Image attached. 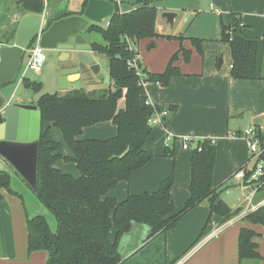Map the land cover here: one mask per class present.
Masks as SVG:
<instances>
[{
    "label": "crops",
    "instance_id": "1",
    "mask_svg": "<svg viewBox=\"0 0 264 264\" xmlns=\"http://www.w3.org/2000/svg\"><path fill=\"white\" fill-rule=\"evenodd\" d=\"M11 0H0V5H6ZM80 8H71L73 16H82L85 0ZM117 2L122 13L130 12L140 7L142 2L149 1L158 9L156 31L162 36H172L174 39L154 38L141 40L136 49L138 59L149 73L160 74L167 69L172 57L179 53L181 47L190 52L185 58L179 54L175 65L180 75L173 76L168 85L161 86L148 83L146 93L148 101L156 107L170 111L165 127H153V132L145 148L154 154L153 159L142 169L133 173L130 181H121L112 189L107 197L123 202L130 194L143 192L155 193L160 183L175 175V185L172 198L177 211H181L190 199V184L192 180V150H184L181 138L191 135L196 141L213 140L216 145V163L212 178L214 188L220 193V200L232 210L240 209V213L228 221L211 214L208 200L185 214L177 226L146 243L148 228L135 226L132 232L125 235L120 243L124 256L123 264H264V227L244 221L248 214L244 206V193L241 189V199L230 203V195L225 194L224 186L232 182L235 173L244 167L249 159L247 143L242 138H231L233 133L256 128L264 136V0H107ZM15 14L3 28L8 32L18 24L14 39L6 44L7 36L0 40V79L4 85H23V75L27 77V64L23 68L25 57L30 48L37 44V39L45 32L50 17L48 7L43 14H26L19 12L15 0ZM51 11V10H50ZM61 12V11H58ZM67 12V10L65 11ZM166 12L177 16L171 25L162 15ZM236 14L244 25V36L258 43L257 79L238 80L232 76L233 58L231 47L222 41L223 28L231 26ZM18 17L17 20H14ZM71 17V16H70ZM109 19L106 20L107 27ZM37 35V36H36ZM101 36V35H100ZM87 43L106 45L94 37L88 30L84 34ZM184 40L181 41L179 38ZM192 40H199L194 43ZM153 45V46H152ZM144 46V47H143ZM200 46V48L198 47ZM58 57L60 53H57ZM96 63L110 83L98 81L92 74L86 72L81 76V87L86 91L105 90L112 83L109 66L103 72L101 58L103 55L94 53ZM71 63L52 61L46 71L35 74V80L45 79L48 75L58 84L59 71L72 67ZM57 70V71H56ZM55 71L57 72L55 75ZM66 94L76 88L74 77L69 78ZM36 106L37 100L21 98L14 100ZM122 101L125 102L124 99ZM125 103L120 102L119 108ZM49 124L43 125V131ZM48 138L62 145L61 154L73 157L64 136L53 131ZM168 133L176 138L172 149L175 157H164V141ZM118 134V127L112 122H104L87 127L80 139L105 140ZM63 138V139H62ZM64 147V148H63ZM196 143L192 144V148ZM56 167L62 172L78 178L80 172L77 165H68L61 159ZM0 171L12 174L13 189L23 196V200L2 190L0 201V264H47L49 254L39 250L29 252L28 248V217L45 216L48 211L38 202L32 191L18 177L9 165L0 158ZM238 184V182H237ZM239 186V185H238ZM226 193V192H225ZM229 197V198H228ZM259 195L256 197L258 200ZM255 201V203H256ZM242 228L255 231L258 237L261 261H240L239 243ZM219 232L211 236L215 230ZM201 237V239H200ZM116 238V229L110 233L111 241ZM200 239V240H199Z\"/></svg>",
    "mask_w": 264,
    "mask_h": 264
},
{
    "label": "trees",
    "instance_id": "2",
    "mask_svg": "<svg viewBox=\"0 0 264 264\" xmlns=\"http://www.w3.org/2000/svg\"><path fill=\"white\" fill-rule=\"evenodd\" d=\"M89 1H84L81 15ZM114 4L116 12L107 27L92 24L89 28V32L100 34L106 42V45L94 43L92 46L95 53L108 59L112 80L109 87L93 91L79 88L63 96L44 94L36 101L43 123L49 126L43 131L40 141L37 187H27L55 218L56 227L52 228L45 216L28 217V248L30 253L47 251V264H123L120 243L135 226L148 228L145 241L148 243L175 228L185 214L206 200L210 202L211 214L223 217L224 222L240 213L239 208L232 210L220 200V193L213 186L216 145L212 140H199L192 148L191 196L181 211L176 210L172 198L175 175L164 179L158 191L152 194H130L123 202L107 197L119 182L130 181L133 173L145 167L154 157L145 146L153 132L149 119L155 108L147 105V93L141 82L168 85L173 76L180 75L175 65L179 54L190 57V52L181 47L165 72L160 74L149 73L138 60L140 71L145 75L140 77L129 63L139 54L130 47L136 48L145 39L174 38L157 33L158 9L151 2L144 1L140 7L125 13L120 11L117 2L114 1ZM17 6L23 15L43 14L46 10L45 0H17ZM74 14L58 13L48 20L45 31L55 21ZM17 27L18 24L14 25L7 33L6 44L14 39ZM243 30L244 25L234 14L232 25L223 28L222 41L231 47L233 78L254 80L257 79L258 43L245 37ZM179 39L184 40L182 37ZM23 85L35 91L41 90L40 83L27 78H24ZM122 99L125 100V107L120 109ZM156 110L163 111L165 108L156 107ZM167 110L170 112L173 107ZM104 122H112L118 127L117 136L105 140L80 139L85 128ZM52 127L61 130L73 157H64L61 154L62 145L48 138ZM164 157L174 158L175 150L166 147ZM61 159L75 163L80 176L75 178L58 169L56 164ZM2 190L24 199L13 189L12 174L9 172L0 171V201L3 199ZM244 221L264 227V205L249 212ZM114 228L116 238L111 241L110 233ZM256 237L258 234L255 231L242 228L240 261L263 259Z\"/></svg>",
    "mask_w": 264,
    "mask_h": 264
},
{
    "label": "water",
    "instance_id": "3",
    "mask_svg": "<svg viewBox=\"0 0 264 264\" xmlns=\"http://www.w3.org/2000/svg\"><path fill=\"white\" fill-rule=\"evenodd\" d=\"M115 12L116 5L113 2L90 0L82 16L55 21L41 35L40 46L46 52H58L62 63L74 64L60 72L62 90H67L70 77H74L75 87L80 88L81 76L86 68V72L92 73L98 81L110 83V78L101 73L93 46L87 43L84 34L92 24L110 19ZM176 16L172 12L162 15L171 25ZM23 94V87L17 84L4 85L0 79V158L28 187L36 189L43 115L35 105L14 101L21 99Z\"/></svg>",
    "mask_w": 264,
    "mask_h": 264
},
{
    "label": "built area",
    "instance_id": "4",
    "mask_svg": "<svg viewBox=\"0 0 264 264\" xmlns=\"http://www.w3.org/2000/svg\"><path fill=\"white\" fill-rule=\"evenodd\" d=\"M109 24V23H108ZM108 26V25H107ZM40 37L37 39V44L30 48L28 51V64L27 70H30L34 73L39 74L46 62V50L40 46ZM131 50L137 52V49L134 47H130ZM138 57L134 58L130 63V66L134 67L140 77H144L145 75L140 71ZM25 75H23L22 81L24 80ZM142 85L145 87L148 83L142 81ZM147 105L155 108V112L153 116L149 119V124L152 127L162 126L165 127V121L169 116V111L167 109L163 111H157L156 106H154L150 101L147 102ZM231 138H242L246 141L249 151V159L247 164L239 169L234 178L237 180L239 187L242 189L244 193V206L242 208L245 212H251L257 209L255 201L256 197L259 194L264 193V136L256 129L250 128L242 133H233L230 135ZM176 138L173 134L168 133L164 145L165 147H172L175 143ZM183 149L184 150H192V144L197 142L195 137L188 135L181 138ZM203 141V140H201ZM212 143L215 141L212 140ZM198 150L201 151V148L198 147ZM219 232L215 230L211 236L216 235Z\"/></svg>",
    "mask_w": 264,
    "mask_h": 264
},
{
    "label": "rangeland",
    "instance_id": "5",
    "mask_svg": "<svg viewBox=\"0 0 264 264\" xmlns=\"http://www.w3.org/2000/svg\"><path fill=\"white\" fill-rule=\"evenodd\" d=\"M80 3H81V1H78V0H45L46 7H48V11L50 13L49 19H53L58 13L65 12L66 10H67V13L68 12L69 13H73V12L69 11L68 9H71L73 7L80 8ZM15 6H16L15 0H11L6 5H4V4L0 5V40H4L5 39L4 37H6V35L8 33V30L3 28V26L8 24V22L11 20V19H9L10 14L14 15L16 13L14 11L15 10ZM58 11H61V12H58ZM17 19H18V17H15L14 20H17ZM96 25L104 28L105 25H106V21H103L101 23H97ZM93 34H94V37H96L97 40H99V41L102 40L100 34H98L96 32H93ZM57 53L58 52L47 51V53H46L47 59H46V62L44 64L42 70L46 71L48 69V67H50V64L52 63V61H54V60H55V62L57 61V63L61 62V56L58 57ZM28 59H29L28 56L25 57L24 63H23V68L28 63ZM100 62L102 64L103 72H105V70H108L109 62H108V59L105 56H102ZM56 71H55V75L57 73ZM60 72H61V70L59 71V74H60ZM26 78L28 80H30V81H34L35 80L34 72L29 70L27 72V77ZM36 82L41 84V90L35 91V90H32L30 88H26L25 87L24 88L23 98L26 97L29 100H37L41 95H44V94L59 95V96L65 95L63 93L66 92V90L64 91L60 87V78H59L58 84H55V82H53L52 78L49 76V72H48V75H47V77L45 79H40V80L38 79ZM108 87L109 86H107V88ZM120 102L125 103L122 100H120ZM53 131H55V133L56 132L59 133L60 137H62V132H61V130L59 128L54 129ZM66 163L68 165H73L74 164L71 161H66ZM227 186H229L230 188H227ZM224 189H226L224 191V196H225V194L226 195L227 194L230 195V198L228 197L231 200L230 203L236 202V201H238V200H240L242 198L241 197V195H242L241 189L238 186L237 180L235 178H232V182L226 184L224 186ZM255 204H256L257 208L262 206V205H264V193L259 194L258 200L256 201ZM48 221L50 222L52 228L56 227V220L49 212H48Z\"/></svg>",
    "mask_w": 264,
    "mask_h": 264
}]
</instances>
